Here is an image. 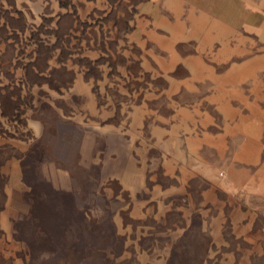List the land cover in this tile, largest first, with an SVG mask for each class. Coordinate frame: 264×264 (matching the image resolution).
Instances as JSON below:
<instances>
[{
	"label": "rangeland",
	"instance_id": "rangeland-1",
	"mask_svg": "<svg viewBox=\"0 0 264 264\" xmlns=\"http://www.w3.org/2000/svg\"><path fill=\"white\" fill-rule=\"evenodd\" d=\"M234 65L247 73L255 68L260 75L259 85H253L252 75L244 80L245 103L240 105L238 97L232 103L263 123L253 132L247 129L234 148L232 139L229 146L225 140V148L218 142L220 149L207 155L213 172L194 179V193L182 198L180 214L144 221L156 235L176 231L172 240L129 236L135 244L126 246L104 198L99 218L83 221L71 195L54 193L55 203L47 210L43 202L34 210L47 211L51 219L37 214L21 224L27 231L49 229L52 236L26 237L34 263L15 264H264V0H0V118H5L0 133L10 139L12 130L24 137L38 117L47 119L50 133L70 132L76 141L81 138L76 125L112 124L117 127L110 142L119 151L106 153L103 140L99 152L124 166L128 151L116 133L151 135L176 122L184 130L191 119L187 113L175 115L176 100L188 107L196 100L207 102L220 135L228 121L223 109L210 96L206 100L211 91L191 92L190 85L204 68L218 74ZM13 154L3 149L0 165ZM150 157L157 158L155 148L147 152ZM152 239L174 242V250L161 253L163 263L149 262L158 251L138 249L140 242L149 247ZM0 264L14 263L2 259Z\"/></svg>",
	"mask_w": 264,
	"mask_h": 264
},
{
	"label": "crops",
	"instance_id": "crops-1",
	"mask_svg": "<svg viewBox=\"0 0 264 264\" xmlns=\"http://www.w3.org/2000/svg\"><path fill=\"white\" fill-rule=\"evenodd\" d=\"M221 72L216 74L214 68H204L196 72L198 78L196 84L190 85V90L196 93L211 91L206 100L210 96V102L223 109L221 111L228 120L223 134H215L216 122L208 110L207 102L193 100L194 103L190 102L188 107L182 105V100H176L172 104L173 107L179 108L175 115L180 116L184 113L185 116L187 113L191 119L184 130H179L180 124L176 122L170 129L158 127L159 130L151 135L133 130L125 134L116 133L120 136L118 137L120 142H123L122 146L124 145L128 151L124 166L115 163L113 159L115 157L109 158V155H106L109 159H103L104 153L99 152L103 140L106 153L117 154L119 151L118 146L110 142L111 131L117 127L112 124L104 123L103 126L96 125L90 129L76 125L81 135L77 141L75 135H71L70 132L50 133L45 127L47 119L40 117L32 118L30 132L24 134V137L21 131H10L12 139L7 138L5 132L0 133V152L3 149H10L14 153L11 159L0 165V193L5 195L4 199H0V254H2L0 263L2 259L5 263H34L30 255V241L26 237H31L32 234L50 236L52 232L49 229L27 231L25 228L22 229L21 224L23 220L32 221L37 214L40 216L39 211L38 213L34 211L40 203L45 204V209L48 203H55L52 198L54 193L71 195L72 204L76 202L78 205L76 207L78 218L83 221L87 217L99 218L100 205L104 198V203L110 205V218L116 221L119 230L117 232L121 237H125L126 246L135 244V240L129 236H140L141 239H145L163 235L172 240L176 231L169 230V233L158 231L156 235L151 231V226L144 221L163 222V219L166 221L168 214L173 211L180 214L182 198L190 199L194 193L192 192L196 186L192 183L194 179L199 174L209 178V174L213 172L214 166L207 162V155L216 151L215 148H219L218 142L222 141L225 148V140L228 144L229 139H232L231 145L234 148L236 142L244 141L247 129L253 132L255 126L259 127L263 123L255 114L248 118L232 103L236 97L241 101L240 105L245 103L242 90L247 76L252 75L253 85L261 83L256 69L253 68L247 73L234 65ZM198 80H201V85H198ZM208 80L213 83L212 88ZM177 88L175 86L171 90L176 91ZM236 93L240 94L235 95ZM253 103L254 101L251 105ZM200 114L205 117L198 121L197 117ZM4 119L0 118L1 121ZM38 127L40 128L38 131L31 130ZM111 138L115 140L116 137ZM150 138L155 139L154 143L149 141ZM152 148L156 149L157 158H147V152ZM42 152H45L44 159ZM36 154L38 157L35 162ZM204 155L206 160L203 164ZM94 170L98 171V175ZM34 171L37 173L35 178ZM111 184L117 185L116 191L112 189L116 186ZM87 205L88 208L85 207ZM50 210L52 211V206ZM41 215L43 219H51L45 210ZM123 219L126 223H123ZM177 234L180 238L182 233L180 231ZM151 242L147 248H142L145 242H140L138 249L143 253L158 251L160 254L151 257L149 262L163 263L165 256L162 254L170 252L174 242L166 244L155 239ZM78 251L80 253V249ZM84 261L83 255L81 263Z\"/></svg>",
	"mask_w": 264,
	"mask_h": 264
}]
</instances>
